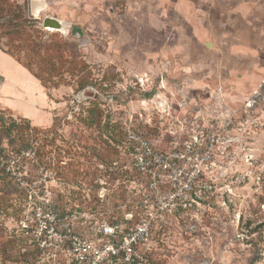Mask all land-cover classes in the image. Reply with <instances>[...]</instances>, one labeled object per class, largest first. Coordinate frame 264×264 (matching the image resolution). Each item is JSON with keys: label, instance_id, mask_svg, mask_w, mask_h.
<instances>
[{"label": "rangeland", "instance_id": "1", "mask_svg": "<svg viewBox=\"0 0 264 264\" xmlns=\"http://www.w3.org/2000/svg\"><path fill=\"white\" fill-rule=\"evenodd\" d=\"M12 11L22 26L0 19V116L27 120L30 145L16 154L0 132V264L62 256L34 245L36 216L52 208L72 212L96 245L117 243L86 231L93 214L122 230L156 210L152 196L143 204L150 189L129 135L184 149L196 124L221 118L211 188L160 210L134 260L120 253L116 264H264V0H0ZM156 101L172 118H159Z\"/></svg>", "mask_w": 264, "mask_h": 264}, {"label": "built area", "instance_id": "2", "mask_svg": "<svg viewBox=\"0 0 264 264\" xmlns=\"http://www.w3.org/2000/svg\"><path fill=\"white\" fill-rule=\"evenodd\" d=\"M255 95L257 94L249 98V106L252 105L251 101H255ZM156 104H160V108L156 107L159 118H172V107L168 102L156 101ZM206 114L211 120L223 115L221 112L213 114L209 110L206 111ZM188 118L192 117L188 116ZM221 120L218 127L211 124L212 122L207 125L201 124V126L196 124V127L192 128L194 131L192 140L186 143L184 149H178L177 146L171 145L169 150H165L157 138L150 139L141 133L129 135L130 153L132 154L134 166L138 170L137 172L146 177L147 187L150 189V193H144L142 196L143 204L148 207L147 202L152 196V198L154 197L153 204L156 206V210L154 212H146L145 210L142 212L144 216L140 218L138 223L131 228L126 225L122 230L115 223L109 224L105 220H98L96 215L93 214L94 221L92 223H95L86 230L88 233L95 226H98L99 233L121 237L117 243H114L115 241L112 239L105 243L98 242L99 245L88 238L89 234L84 235L82 233L83 228L78 222H69L70 217L73 215L69 210L52 208L49 210L46 220L39 218V214L37 215L38 212H36V219L40 226L38 230L32 231L35 247L41 250L53 247L55 253L50 254L49 257L56 256L58 252L62 254L60 258H37V263L116 264L119 258L115 257L120 253L124 257L127 256L126 258H120V261L125 260L127 262L132 258V245L143 242L150 231V222L159 215L160 210L188 208L193 203L198 202V200H195L198 196L197 192L203 193L211 188L210 178L205 174L206 170L214 165L213 157L215 150L219 148V141L223 144L226 140L223 135L226 124H224V118H221ZM190 122L193 125L195 123L192 119ZM74 212L80 211L74 210ZM82 214L79 216L80 219L85 217V212ZM130 220L131 216L125 218L127 222ZM42 223L44 225H41ZM116 228L119 230H116ZM121 232L123 233L122 236L119 234ZM132 260L134 259L132 258Z\"/></svg>", "mask_w": 264, "mask_h": 264}, {"label": "trees", "instance_id": "3", "mask_svg": "<svg viewBox=\"0 0 264 264\" xmlns=\"http://www.w3.org/2000/svg\"><path fill=\"white\" fill-rule=\"evenodd\" d=\"M19 16L20 15L17 12H14V11H12L11 13H8V14H2L0 12V19L4 20L5 22H8V23H13V25L16 26L17 28L22 26L21 25L22 22L20 21V19H19L20 17ZM7 53L10 54L11 56H13L15 58V60L19 62L18 57L14 56L12 53H9V52H7ZM26 68L28 70H30V68H28L27 66H26ZM50 69L51 68H49V70L46 69V71H48L47 75H49V76H51V74H52V73H50V72H52V70L50 71ZM42 71H44V70H42ZM84 71L85 70L83 69L82 73H84ZM33 75L36 78H38V76L36 74H33ZM39 80L42 81L41 79H39ZM94 108L96 109L95 106H94ZM88 116H89V118L91 120L95 119L94 118V113H92V112H89ZM21 121H22V119L20 121H18V122L16 120H14V119H9L8 122H5L3 120V117L0 116V132L5 137V139L7 141V144L11 146L10 151H13L16 154L22 152L25 148H27L30 145L29 137L26 136V133H24V130H23V128H26V127L29 126L28 121L24 120V119H23L22 122ZM23 125H24V127H23ZM139 133L142 134L143 132H139ZM15 135H17V140H18L17 143L14 142ZM127 149L130 152L131 144H129ZM94 193H96L95 190L93 192H91V194L93 195L92 196L93 198H94ZM31 259L35 260L37 258H31Z\"/></svg>", "mask_w": 264, "mask_h": 264}, {"label": "water", "instance_id": "4", "mask_svg": "<svg viewBox=\"0 0 264 264\" xmlns=\"http://www.w3.org/2000/svg\"><path fill=\"white\" fill-rule=\"evenodd\" d=\"M43 25L46 27H54V28L55 27L61 28L62 26V24L54 18H45Z\"/></svg>", "mask_w": 264, "mask_h": 264}, {"label": "bare ground", "instance_id": "5", "mask_svg": "<svg viewBox=\"0 0 264 264\" xmlns=\"http://www.w3.org/2000/svg\"><path fill=\"white\" fill-rule=\"evenodd\" d=\"M43 5H44V4H43ZM39 9H42L41 6H39V5L36 6V5H35V1H33V3H32V14H35V13L37 12V10L39 11ZM40 11H41V10H40ZM58 22H59V21H58ZM47 29H48V30H51V31L55 29V30H60V31L64 32V28H62V26H61V28H58V27H55V28H54V27H48ZM28 106H29V105H28Z\"/></svg>", "mask_w": 264, "mask_h": 264}]
</instances>
